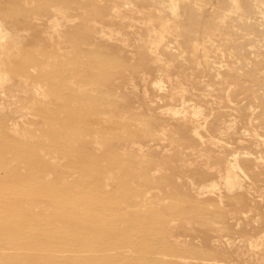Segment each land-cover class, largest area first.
Returning a JSON list of instances; mask_svg holds the SVG:
<instances>
[{
  "label": "rangeland",
  "instance_id": "374dc122",
  "mask_svg": "<svg viewBox=\"0 0 264 264\" xmlns=\"http://www.w3.org/2000/svg\"><path fill=\"white\" fill-rule=\"evenodd\" d=\"M5 1L6 2H3L4 8H0L1 18H4L5 20H12V22L20 28H23L26 25H30L33 29H35L36 32H40V34H43L42 31H45L46 33L48 32L49 37H47L50 39H48V45H51L47 46V51L36 49L37 41L35 39L40 36L39 34H37L34 36V41L32 42L31 46L27 48L28 51H26V53L21 58H17L16 56H11L9 54L10 49H16L15 45L12 43H9L8 51L7 48L1 50L2 63L0 64V74L2 78L3 76H6V79L2 83H0V130L5 122L11 121V118H13V120L17 119L18 121V125L21 129L18 130V136H21L23 134L22 127H28L27 125H30V130L28 133H26L25 136L36 142L47 140L46 138L50 134V130H53V128L47 129L50 124L46 119V114H43V112L41 111V107L43 106L42 103H38L37 105L28 108L26 112L27 115L24 114L23 116H19L17 115V113H11L9 111L10 96L7 97V95L5 94L7 93L14 96V98H12V107H16L20 103L16 100L18 96L23 97L25 95V93L22 92V88L20 87V80L18 77L17 66L19 65L16 64V61L19 59L23 60L29 66H31L30 69L31 71H33L35 76H37L42 67L46 66V63L49 62L50 64L53 63V66L55 65L54 67L51 66L50 69H55L58 67L62 68V61L67 62L63 63L66 64L67 68L68 64L70 63H68L69 60H65L69 59L68 57H70V55L71 57L78 56L84 60H96L98 55H94V53H108L126 57L130 60V62H133V64H138V62L140 63L141 59L143 60L142 65L137 66L138 74L137 72H134L133 68H126V77L123 79H118L123 83H121V81H118L119 83L116 82V84L124 85L122 87L114 89L113 92L112 90L105 88L104 95L112 99L115 98L118 101H124L126 97H123L122 92H128L129 90V92L134 91V97L132 96L134 100L131 98L132 105L130 109L125 107L124 110L126 111V116L131 117L132 115H129V113H131L135 114L134 117H137L136 120H132L130 122L131 129L135 130L139 128L138 123H140L142 129H145L143 130V133L138 132L140 136H145L143 138L141 137L144 140H142L141 138L139 140L145 150L143 151L142 148L137 146V144L129 145L128 147H126V150L124 149V151H126V155L129 156L130 159L124 161L123 164H125L124 166H127L130 171H133L136 173V175H138V178L135 179L139 183L137 184V188H142L143 194L145 193V191H147L146 194L148 196V200L143 201L141 199V201L139 202L140 205H138L137 207H127L126 211H128V213L126 214L121 212H114L112 211L111 207L114 204L113 200L110 199L109 195H107L106 193L102 194L100 190L96 189L91 172H84L82 170V174L81 171L70 169V167H64L63 165L57 163L53 165V168L51 170L42 171L40 174H34V181H39L41 184H48L47 186L50 188L61 186L72 187L70 189L71 192L73 191L71 195L65 194L64 197H54V199L63 200L62 202H65L67 205H69V208L71 210L77 211V214L82 218H92L91 214L86 210V202L88 203V198L102 196L100 203L101 206H99L100 211L103 210V212H101L103 215L101 219L111 220V222H109L111 226L122 224V226L130 227L133 223L138 224L137 228L139 229H135L134 231H132L134 237L139 240L140 238L146 239L149 243V246L151 247V250H153V248L159 249V256L161 260L160 263L157 262L155 264H204L202 263V258H200V256H197V253H205L209 250L211 245L207 242L204 233H202L203 230H201V223L205 222L214 224L215 220H221L220 222H222L220 224L218 223L219 221L216 222V226H218V228L216 227V229L225 227L228 230L221 228L218 232L214 231L215 233H219L221 236H223V239L221 237L222 240L220 239L219 241L220 245H216L215 249L210 251V255L213 252V254H216L215 256L213 255L212 257V255H206V257L211 259V261L209 260V262L211 263L207 262L206 264H264V232H262L264 231V221L262 223V220L264 219V143L262 144L260 142H255L250 137L252 133L256 132H258L261 137H264V0H241V8H236L232 0H203L201 2L198 1L199 3H196L197 5H194V0H192V2H189V4H186L188 2L185 3L184 1L176 0L175 3L176 5H178L180 16L175 17L171 13V8L169 9L170 2L168 0H151L152 2L150 0H145V3H141V1L143 0H130L129 2H127L128 0L126 2L124 0H120V2L116 0L117 4L114 5L112 3H115V1L112 3L109 2L111 6L113 5L112 7L114 9H117L116 7L120 6V11L122 13L124 11V13H127L124 15L126 17H124V19L126 21L129 20L128 24L131 23V25L128 26L127 29L130 28L129 30H131L132 32L138 30L137 26H143V31H145L146 37H149L148 26L152 25L153 23L155 25L153 24L152 26H150V28H152L153 26H158L159 24L161 25L160 19L157 20L155 17H152L155 18V20H151L150 16L160 13L163 14L162 16H164L165 18L171 16L168 18V20H170L171 23H174L173 25H175V23H179L177 25L179 26V29H177L183 31L181 32V34L178 31L176 34V30L174 31L175 33H168L165 38L166 41L165 39H163L164 45L161 46L162 48L160 47L159 49L147 51L144 48H137L133 41V43L131 41V43H127V47V44L123 43L121 39H119L118 37L117 39L112 36V34H110V32H112L115 28L112 30L111 28L113 27L101 24L103 28L106 27L104 28V30L106 29L105 35L100 33L98 35L96 34L97 37H95V39L87 45V49L85 50V52L77 49V47L72 42L73 36L71 34L67 35L66 33L61 37H58L60 36V34L51 31L47 23L48 19L46 18V16L39 13L40 0H20L19 2L24 8V11L21 12V14L19 13V11H17V15L13 17V19L4 17L5 14H8L7 5L10 4L9 0ZM51 1L53 2L56 0ZM83 1L85 2V0H80L79 4H77V2L74 0L72 2H69V20L74 18L73 20L75 21L74 22L73 20H71L74 23L69 21L71 22H68L69 25H71L72 23L78 24L80 21H82V16L86 11V7H84L82 4ZM166 1H168V3ZM247 1L251 2L248 3ZM259 1L261 3H259ZM26 2H28V6L25 7V5L27 4ZM161 2H163V5L160 4ZM71 3L75 4V6L71 5ZM227 3L228 6L226 5ZM229 4L231 6H229ZM121 5H125L127 6V8L129 7L134 10L128 8V10L126 11L127 8L124 6V10ZM149 5H155V8L150 7ZM158 6H161V8H156ZM245 6H247L246 8H248L249 10H244ZM248 6L251 8H249ZM112 7H109L108 10H111ZM186 7L188 9H185ZM217 11H219V13ZM230 12L232 14H230ZM241 12L243 13V15H241ZM35 14L36 18H34ZM199 15L202 16V19ZM217 15L218 17H216ZM130 16L133 19H130ZM194 16L197 20H204L205 25L201 23L202 21H197L195 20V18L193 19ZM221 16L224 17V22L222 24H219L217 21L219 20L218 18H221ZM127 17L129 18L127 19ZM176 17H178V20H176ZM36 19L38 22L36 21ZM188 19H192V22ZM194 20L197 21V23L193 22ZM209 24L213 26H210ZM207 25H209V27ZM227 26H229V28ZM215 27H217V29ZM190 28H192V30L195 32H199L197 36H199L200 38H198V42H200L201 48L199 50L200 52L194 55L196 58H194V56H189L191 55L189 54L191 53V42H193L194 39H197V36H194L196 35V33H193ZM210 28L211 31L209 30ZM108 29H110V32L108 31ZM185 30L191 31H187L184 33ZM112 33H115V31ZM186 33H189V36L186 35L187 37L193 38H191L190 40L185 35V38H182L183 34ZM106 36H109V38L111 37L112 39H107ZM212 36L215 38H212ZM227 37L229 39L226 40L225 38ZM204 38L206 39L205 41ZM209 38H211V41L215 39L213 43L210 42ZM230 39L234 40V43ZM59 40L61 43L59 42ZM58 42L59 45H57ZM203 42H205V48L208 47V49L206 48L207 50L205 49V51H203ZM209 42L210 45H213L212 48L209 45ZM214 42L216 44H214ZM225 42H228L229 44L226 45ZM72 44L74 45L73 47L71 46ZM49 47L54 50L49 49ZM140 52L143 53L140 54ZM204 52L207 53H205L204 55ZM67 54H69V56ZM178 54L183 55L179 57ZM153 56L156 58L160 57L161 59H164L163 61L166 62L164 64H168L166 65L168 69L170 68L168 77L159 75V70L155 69L157 65L152 62L153 60L151 59ZM42 57H44L41 61L42 63H39V61L37 60H41ZM46 57L47 59L45 60ZM50 57L53 60L51 59V61H49ZM205 59L207 60V62ZM8 61H14V63L10 65ZM36 62L39 64H36ZM81 67L85 69L87 66L85 63H82ZM149 74L151 75L150 77ZM130 77H132V79ZM152 77L155 78L154 81ZM126 78H128L129 80H126ZM144 78H146V80ZM39 79L40 78L37 76V81L34 82L36 85L42 84V82L38 81ZM133 79L135 80L134 83ZM155 81L162 82L163 86L166 89L164 95L161 92H155V90L153 89V83ZM90 83L94 84L91 81L87 82V84ZM91 84L86 86L89 88H91L90 86L94 87V85ZM170 84H178L180 85V87H183L185 89L187 88L189 89V91H191L189 92L188 90H186V96L182 97L184 99H181L182 95L179 96L170 94V92L168 91L171 89ZM49 86L50 83L49 85H47L48 89ZM241 86H244V89H242ZM145 91L147 92L145 93ZM153 91L155 94H152ZM192 92L195 95H192ZM106 93L108 94L106 95ZM112 93L114 94V97ZM159 94L162 95V97H160ZM115 96H119L121 97V99ZM187 96L189 98H187ZM141 102H144L147 106L144 103L142 104ZM186 104H192L197 108H200L203 111L202 117H207L210 125L204 128L202 124L198 127V129H200L199 131H201V139L204 140V142L197 145L193 144V147L196 146V149H194L195 151L192 149V146L190 145L191 143L183 142L181 144V149L179 150H182V152L179 153L178 149H175L178 145V142L173 143V138H183L182 126H175V117H179L181 115L179 113L176 115L173 114L172 110L182 111L184 110L183 107ZM149 105H151L152 107L150 108ZM51 107L55 112H58L60 110V106L58 105H52ZM149 109L152 111H150ZM114 112H117V114L119 113L116 109L113 110V113ZM121 113L123 112H120V114ZM171 113L172 115H169ZM205 113L208 115H206ZM116 115L113 116L114 119L119 117L118 115ZM121 115H125V113ZM91 116L92 115L87 116L88 119L95 120V117ZM171 117H173L174 119H172ZM119 119L124 120V118H122L121 116L120 118H118V120ZM153 120L158 121L157 125L153 126L152 131L148 132V129L146 131L147 126H149L148 122ZM98 122L100 125L102 123V126H108L110 123L107 120L106 123H109H104L105 119L102 120V118H100ZM122 122H126V120ZM223 123L225 124L223 125ZM166 124H169L170 128L169 125L167 126ZM230 124L233 125L235 130L233 129V127L231 130L226 129V127ZM39 125L43 127V129ZM171 125L173 126L171 127ZM219 126L223 128L219 129ZM157 129L159 130V132ZM164 129L166 130L164 131ZM160 131H163V133H161ZM152 133L157 134L156 136H154L155 138L158 136L157 142L156 139L154 140L155 142L153 141L154 138L152 136ZM173 134H175V136ZM162 135L165 137L164 139L162 138ZM171 135H173L171 137L172 139H170L169 137ZM147 137L150 139L145 140V138ZM159 137H161V140H159ZM49 139H51V136L49 137ZM210 139H212L216 143H214L213 145L211 143L206 144ZM149 144H151L150 146H152L151 149H149ZM147 147L149 148L147 149ZM201 147L203 149L205 148V150L200 149ZM188 148L191 149L188 150ZM221 148L222 152L220 151ZM40 151L48 157L55 155V152L50 150L48 147L43 146L40 148ZM203 153L226 155V157H229L228 159L231 160L236 159L237 154V157H240L238 158L240 166L237 165V160L236 168L239 175L241 176L239 177L243 184V187L237 186L235 187V189H233L229 185H227L224 178L215 177L214 182H211L212 180L203 182V184H201V186H203L202 190L201 186L196 184L197 180L194 175H198L197 172L198 170H200V168H206L205 160L203 159L204 157H202L204 156ZM189 158L191 159L189 160ZM245 159L246 162H244ZM173 164L176 165L177 170L172 171L171 169H169L170 165ZM186 164H190L191 167L190 165L187 166ZM192 164L194 167L192 166ZM216 168L218 169V166L215 164H211L209 166V170H214ZM18 169L19 168L14 167L13 165L0 166V179H3L4 175H6L7 172H15L18 171ZM114 171L118 174V169H114ZM171 172L173 173L171 174ZM180 174H182V176H180ZM184 174H187L188 177H186L187 175L184 176ZM208 177L210 178V176ZM188 178L190 181L188 180ZM191 179H193L195 183ZM185 180L188 181L184 183L183 181ZM188 183H191L190 185L192 186V188L188 186ZM85 184L89 185V187L83 190V185ZM251 185L253 188H251ZM214 188L220 191V193ZM226 188L228 189L227 191ZM245 189H247V191ZM45 190H47V187L44 188V191ZM198 190H200V194L199 192L196 193V191ZM208 190H210L211 192H209ZM18 191L19 184L15 181H10L5 186L0 185L1 224L9 218L15 216L21 217V215L23 214V211L20 210L18 205L15 203V200L20 197ZM206 191L209 192V196L206 195L208 193ZM204 193H206V196H202ZM216 194L219 196H217ZM220 194L222 195L220 196ZM232 194L235 199L230 196ZM223 197H225V199ZM30 201L36 203L39 202L38 200H35L34 197ZM50 207L51 208H49V212H51L50 214H52L56 210L52 209L54 207L53 204ZM36 209L40 211L43 210L41 209L40 203L38 206H36V208L31 210L33 212H38ZM234 211L236 214L234 213ZM237 213L239 217L237 216ZM248 217L250 218L247 219ZM31 219L33 220L32 223H35L36 218L32 217ZM246 220H251L250 222H252L254 225L250 222H247ZM235 221L239 223V225H236V228L235 225H233L236 224ZM213 224L211 226L215 228V224ZM52 225L53 226H50L49 229L46 230V233L53 234V236H58L64 233V227H66V225L62 227L55 221L52 223ZM229 226L231 227L230 229L227 228ZM0 227V244L5 249H8L12 252H14L15 250L17 251L18 249L17 252H20L22 254L28 251V249L26 248H20L19 243L23 242V240L19 241V239L17 240L13 237H10L9 235H6L2 230V226ZM75 227L76 226H74L73 228ZM88 231L90 230L88 229ZM90 232L95 239L99 238V231L95 230ZM235 232H237L236 235ZM242 232L244 234L247 233V235H244ZM251 235L255 236L253 237V241ZM249 239L251 240L250 242ZM255 240H258L257 242L259 244L256 243ZM231 241H233L234 243ZM224 242L226 243L224 244ZM81 253L85 252L82 251ZM122 253L128 256H133L130 258H136L142 255L141 251L135 250L132 245H126L125 248L122 249ZM212 259L217 261L213 262L214 260ZM122 262L119 259L118 264H123ZM143 263L154 264V262L147 263L145 261H143Z\"/></svg>",
  "mask_w": 264,
  "mask_h": 264
},
{
  "label": "bare ground",
  "instance_id": "6f19581e",
  "mask_svg": "<svg viewBox=\"0 0 264 264\" xmlns=\"http://www.w3.org/2000/svg\"><path fill=\"white\" fill-rule=\"evenodd\" d=\"M9 1H10V4L7 5L8 14H5L4 17L9 18V19H11V18L13 19V17H15L17 15L16 12L19 11V13L21 14V12L24 11V8L21 6V4L19 2L20 0H9ZM72 1L73 0H56V1L52 2L51 0H40V4H39L40 12L39 13L46 16V18L48 19L47 23H48L51 31H53L54 33L60 34V36H58V37H61L62 35L66 34V33H67V35L71 34L73 36L72 37L73 41L72 40H70V41H72L74 43V45L77 47V49H79L82 52H85V50L87 49V45L90 44L91 41L95 39V37H97L96 34L98 35L100 33V34L105 35L106 29L104 30V28H106V27L103 28L101 24L107 25V26L109 25V26L113 27V28H111L112 30L115 28L113 31L111 30L112 32L115 31V33L110 32V29H108V31L115 38L118 37L119 39H121L123 43L127 44L130 41L131 42L133 41L134 44L137 46V48L138 47L140 49L144 48L147 51L159 49L162 45H164L163 39L166 38L168 33H175L176 32V34H177V31H178L181 34V32L183 31V30L182 31L178 30L179 26H177V25L179 23L178 24L175 23V25H173L174 23H171L170 20H168V18L171 16H169L168 18H165L164 16H162L163 14L160 13L161 15L160 14H153L152 16H150L151 20L152 19L155 20V18L157 20L160 19L161 25L159 24L160 25V26L158 25L159 27L153 26L152 28H150V26H152L154 24L152 22L153 24L148 26L149 37H146L145 31H143V26H137L138 30H135L136 32L135 31L132 32L131 30H129L130 28L127 29V27L131 25V23L129 22L130 24H128L129 20L126 21L124 19V17H125L124 15L127 13H124L125 12L124 11L123 12L124 14H123L120 11V6L119 7L115 6L117 9L119 8L118 10L114 9L112 7L114 4H117L116 0H105V1H103V0H85V2L83 1L84 3L82 2V4L84 7H86V11L82 16V21H80L78 24H73L75 22L73 20L74 18L71 19L74 22L69 20V14H68V11L70 10V5H68V4H69V2H72ZM74 1H76L77 4L80 3V0H74ZM114 1H115V3H112ZM118 1L120 2V0H118ZM124 1L126 2L127 0H124ZM129 1L130 0H128L127 2H129ZM137 1H140V0H137ZM144 1L145 0L141 1V3H143ZM168 1L170 2L169 9L171 8L172 15H174V17L180 16L178 5H176V3H175L176 0H168ZM168 1H166V2L168 3ZM178 1H184L185 3L188 2L186 4H189V2H192V0H178ZM198 1L201 2L203 0H194L193 2L195 4L194 3L193 4L197 5L196 3H199ZM3 2H6V1L0 0V8L1 7L4 8ZM28 2H26L27 4L25 5V7L28 6ZM109 2L112 3L113 5L111 6ZM232 2L234 3L236 8L242 7L241 0H232ZM250 2H248V3H250ZM150 3H148V4H150ZM162 3L163 2H161L160 4H162ZM224 3H223V5H224ZM228 3L226 4L227 6H228ZM259 3H261V2L259 1ZM71 5L75 6V4H72V3H71ZM51 6H52V9H51ZM124 6L125 5H123V6L121 5V7L125 10ZM154 6H150V7L155 8ZM190 6H192V5H190ZM229 6H231V5L229 4ZM109 7L110 8L112 7V9L108 10ZM125 7L127 8V6H125ZM246 7L247 6H245L244 10H246V9L249 10ZM128 8L126 9V11L128 10ZM156 8H161V6H158ZM249 8H251V7H249ZM129 9H131V8H129ZM185 9H188V8L186 7ZM258 9H259V7H258ZM131 10H134V9H131ZM217 12L219 13V11H217ZM155 13H156V10H155ZM230 14H232V13L230 12ZM241 15H243V13ZM152 17H155V18H152ZM200 17L202 19V16H200ZM216 17H218V15ZM34 18H36V14H35ZM41 18H43V17H41ZM128 18L129 17H127V19ZM131 18L132 17L130 16V19ZM176 18H177L176 20H178V17H176ZM194 18H195V16L193 17V19ZM256 18H257V16H256ZM218 19H217L218 20L217 22L219 24H222L224 22L223 16H221V18H218ZM195 20H197V19L195 18ZM195 20L193 22L197 23V21L200 19H198L197 21H195ZM36 21H37V19H36ZM69 21H71L73 23L71 25H69L68 24ZM189 21L192 22V19ZM200 21H202L201 23L204 24V20H200ZM71 22H69V23H71ZM186 22H188V21H186ZM186 22H184V23H186ZM150 23H151V21H150ZM209 25H207V26L209 27ZM210 26H213V25H210ZM227 27L229 28V26H227ZM211 28L209 29L210 31H211ZM215 28L217 29V27H215ZM190 29L192 30V28H190ZM198 29H199V27H198ZM187 31H189V30H187ZM187 31L185 30L184 33ZM221 31H223V30H221ZM224 31H225V28H224ZM44 32L45 31H42L43 34H40V32H36L35 29H33L32 26H30V25H28V26L26 25L23 28H20V27L16 26L12 22V20H5L4 18L0 17V64L2 63V59H1V53L2 52H1V50H4L7 48V51H8L9 50L8 49L9 43L14 44L16 47V49H14V48L10 49L9 54L11 56H16L17 58H21L26 53V51H28L27 48L29 46H31L32 42L34 41V36L37 34H39L40 36L37 39H35L37 41L36 49L47 51L46 50L47 46H49L51 44L48 45L49 33L48 32L44 33ZM143 32H144V34H143ZM194 32L195 31H193V33ZM193 33H192V35H193ZM195 33H196V35H194V36L196 37L199 32H195ZM53 34H52V36H53ZM180 34H178V35H180ZM184 35L189 36V33L183 34L182 38H185ZM192 35H190V36H192ZM106 37H107V39L109 38V36H106ZM187 38L191 40V38H193V37H190V38L187 37ZM198 38H199V36H197L196 40L194 39V41L191 42L192 43L191 48H190L191 53H189L191 55L188 54L189 56H194V55H196V53L200 52L199 50L201 47H200V42H198L199 41ZM212 38H215V37L212 36ZM210 39L211 38H209V40ZM225 39L227 40L229 38L227 37ZM205 40L206 39L204 38V41ZM214 40H212V41L210 40V42L213 43ZM230 40H232V39H230ZM111 41H114V40H111ZM165 41H166V39H165ZM221 41H222V39H221ZM232 41L234 43V40H232ZM232 41H231V43H232ZM59 42H60V40H59ZM59 42L57 43V45H59ZM210 42H209V45H210ZM204 43L205 42H203V44ZM214 44H216V43L214 42ZM228 44L229 43L227 42L226 45H228ZM74 45L72 44L71 46L73 47ZM202 46H203V51H205L206 48L208 49V47L205 48V44ZM210 46L212 48L213 45H210ZM51 47H49V49L54 50V49H52L53 47L52 48ZM127 47H128V44H127ZM92 48H93V46H92ZM130 48H132V47H130ZM167 48H168V46H167ZM169 49H167V50H169ZM141 53H143V52H140V54ZM205 53H207V52H204V55H205ZM84 54H86V53H84ZM55 55H57V54H55ZM67 55L69 56V54H67ZM94 55H98L96 60H90V59L84 60L78 56L71 57V55H70L71 58L70 57H68L69 59L65 58L66 59L65 61L69 60L68 63H70V64H68L67 68H66V64H63V63H67V62H63V61L61 62L62 68L58 67L55 69L54 68L50 69V67L53 66V63H51V64H50V62L46 63V66H43L44 68L42 67V69L39 71V74L37 75L40 78L38 81L42 82V84H38V85H36L34 83L37 81L36 80L37 76H35L33 71H31V69H30L31 66H29L23 60L19 59L16 61V64L19 65V66H17L18 67L17 71H18V77L20 80V87L22 88V92H24L25 95L23 97L18 96V98H16V100L19 101L20 103L16 107H12L11 106V104L13 102L12 98H14V96L6 93L5 95H7V97L10 96L9 97L10 98V100H9V111L11 113H17V115H19V116H23L24 114H26L28 108L35 106L38 103H42L43 106L41 107V111L43 112V114H46L45 115L46 119L50 124L47 129L53 128V130H50V134L46 138L47 140H43L41 142L33 141L32 139H29L27 136H25L26 133H28L30 130L29 129L30 125H27L28 127H22L23 134L21 136H18L17 135L19 132L18 130H21V129L18 125L17 119L13 120V118H11L10 119L11 121L5 122L2 125V128L0 130V166L13 165L14 167L19 168L18 171L7 172V174L4 175V178L0 179V185L5 186L10 181L11 182L15 181L16 183L19 184L18 193L20 194V197L15 200V203L18 205L19 209L23 211V214L21 215V217L15 216V217L9 218L5 222H3L2 224L0 222V226H2V230H3V232H5L6 235H9L10 237H13L17 240L19 239V241L23 240V242L19 243L20 248L28 249L27 252H24V254H22L20 252H17L18 249H17V251L15 250L14 252H12L8 249H5L0 244V264H118L119 259L121 262L123 261L122 262L123 264H144L143 261H145L147 263L154 262V264L157 262L160 263L161 258L159 256L160 255L159 249L153 248V250H151V247L149 246V243L146 239L140 238V240H139L136 237H134L132 231H134L135 229H139V228H137L138 224L133 223L132 226H130V227L129 226H122V224L116 225V226H111L109 224V222H111V220L101 219V217H103V215L101 213V212H103V210L100 211L99 206H101L100 203H101L102 196L95 197V198H88V203L86 202V205H87L86 210L88 213L91 214L92 218H82L77 214V211L71 210L69 208V205H67L65 202H62L63 200H55L54 199V197H61V196L64 197L65 194L71 195L73 191L71 192L70 189L72 187L61 186L62 188L61 187H51L50 188L47 186L48 184L47 185L41 184L39 181L36 182L33 179V178H35V177H33L34 174H38V173L40 174L42 171L51 170L53 168V165L57 163V164L63 165L64 167H70V169L81 171L82 174H83V171L84 172H91L93 179H94L93 182L96 186V189L100 190V192H102V194L106 193L107 195H109L110 199L113 200L114 204L111 207H112V211H114V212H117V213L121 212V213L126 214V213H128V211H126L127 207H137L138 205H140L139 202L141 201V199L143 201L148 200V196L146 194L147 191H145V193L143 194V189L140 187L137 188V184H139V183L135 179L138 178V175H136L135 172L130 171V169H128V167L124 166L125 164H123L124 161H127L128 159H130L129 156L126 155L127 154L126 151H124V149L126 150V147H128L129 145L137 144V146L142 148L143 151L145 150L143 145L139 141L141 137L143 138L145 136H140L138 133V132L143 133L144 132L143 130H145V129L141 128L140 123H138L139 128H137L135 130L131 129V127H130L131 123L130 122L132 120H136L137 117H134L135 114H131V113H129V115L130 116L132 115L133 117L132 116L131 117L126 116V111L124 110L125 107L130 109V107L132 105L131 102H132V99L134 97V91L129 92L130 91L129 90L128 92H126V91L122 92L123 97H126L124 101H118L115 98L112 99V98L106 97L104 95L105 88L112 90V92H113L114 89H117V88L122 87L124 85V84H116V82L121 81V80H118L119 78L123 79L126 77V73H125V70H127L126 68H133L134 72H137V74H138L137 66L138 65L141 66L143 63V60L141 59L140 63L138 62V64H133V62H130V60L128 58L121 57L119 55H113V54H108V53H101V54H97V53L95 54L94 53ZM178 55L180 57L183 54L182 55L178 54ZM60 57H58V58H60ZM206 57H207V55H206ZM43 58L44 57H42L41 60L38 59L37 61H39V63H42L41 61L43 60ZM194 58H196V57L194 56ZM46 59H47V57L45 58V60ZM51 59L52 58L50 57L49 61H51ZM151 59L153 60L152 62H154L157 65L155 69L159 70L158 71L159 75H164L165 77L166 76L168 77L170 68L168 69L166 67V65H168V64H164V63H166L165 61H163L164 59H161L160 57L156 58L154 56ZM132 61H134V60H132ZM191 62H192V60H191ZM206 62H207V60H206ZM13 63H14V61L9 62L10 65H12ZM39 63L36 62V64H39ZM82 63L86 64L87 67L85 69L83 67H81ZM141 73H143V72H141ZM150 76L151 75L149 74V77ZM132 77H130V78L132 79ZM155 77H156V74H155ZM146 78H144V79L146 80ZM5 79H6V76H3V78H2V76L0 74V83H2ZM127 79L128 78H126V80ZM154 79L155 78H153V81H154ZM88 81H91L92 83H94V84L90 83L91 85H94V87H92V86H90L91 88L87 87L88 85H90V84H87ZM134 81L135 80L133 79V83H134ZM171 82H172V80H171ZM49 83H50V86L48 89L47 85H49ZM121 83H123V82L121 81ZM154 83H153V86H154L153 89L155 90V92L156 91L161 92L164 95L166 89L163 86L162 82L155 81ZM170 85H171V89L170 90L167 89L170 92V94L179 95V96L182 95L181 99H184L182 97L186 96L185 95V93H187L186 90L189 91V89H187V88L185 89L183 87H180V85H178V84L177 85L176 84H170ZM237 86H238V84H237ZM148 87H150V86H148ZM150 88H152V87H150ZM241 88L244 89V86L243 87L241 86ZM146 92L147 91H145V93ZM107 94L108 93H106V95ZM112 94H111V96H112ZM152 94H155L154 91ZM193 94L194 93L192 92V95ZM113 97H114V94H113ZM115 97H119V96H115ZM160 97H162V95H160ZM189 97H190V93H189ZM189 97L187 96V98H189ZM119 98L121 99V97H119ZM174 98H176V97H174ZM183 102H185V101H183ZM141 103L143 104L144 102H141ZM182 104H184V103H182ZM198 104H200V103H198ZM216 104H218V103H216ZM52 105L53 106L54 105L60 106V110L58 112H55L53 110V108L51 107ZM149 106H150V108L152 107L151 105H149ZM107 107H109V108H107ZM183 108H184V110H182V111L181 110H172L173 114L176 115L179 113L181 115L179 117H175L176 118L175 126L176 127H177V125L182 126L183 138H178V139L175 137L173 138V140H174L173 143L178 142V145L177 146L175 145L176 146L175 149L176 150L178 149L179 153L182 152V150L181 151H179V150L181 149V144L183 142L184 143H187V142L191 143L190 144L191 146L193 144L197 145V144L203 143L204 140L201 139V135H200L201 131H199L200 129H198V127L201 126L202 124H203L204 128L210 125V122H208L207 117H202L203 111L200 108H197L196 106H194L192 104L191 105L186 104ZM109 109H111V110H109ZM114 109H116L119 112L118 114H120V112H123L121 114L125 113V115H121V114L118 115L117 112L116 113L114 112L115 113L114 114L113 113ZM176 109H177V107H176ZM120 110H123V111H120ZM150 111H152V110H150ZM161 113H163V112H161ZM116 114L119 116L118 118H120V116H121L122 118H124V120H120V119L118 120V118L114 119L113 116ZM89 115L94 116L95 120H89L87 117ZM169 115H172V113ZM206 115H208V114H206ZM28 116H29V114H28ZM28 116H26V117H28ZM158 116H155V117H158ZM150 117H152V116H150ZM173 117H171V118L174 119ZM100 118H102V120L105 119L104 123H106V120L109 121L110 123L107 122V123H109V125L108 126H102V123L100 125L98 122L100 120ZM160 118H162V117H160ZM125 120H126V122H122ZM157 122L158 121H156V120L149 121L148 122L149 126H147L146 131H147V129H148V132L152 131L153 126H156ZM172 124H174V123H172ZM224 124L225 123H223V125ZM172 126L173 125H171V127ZM31 127H32V125H31ZM232 127H233V125L230 124L226 127V129L231 130ZM41 128L43 129V127H41ZM169 128H170V125H169ZM222 128L223 127L219 126V129H222ZM233 129H234V127H233ZM165 130L166 129H164V131ZM158 132H159V130H158ZM160 132L163 133V131H160ZM170 134H172V133H170ZM156 135L157 134H153L152 136L154 138L153 141L156 139V142H157L158 136L156 138L154 137ZM173 135L175 136V134H173ZM173 135L169 136L170 139H172L171 137ZM50 136H51V139H49ZM176 137H178V136H176ZM250 137L255 142H260L262 144L264 143V137L263 136L261 137L258 132L252 133ZM159 138H160L159 140H161V137H159ZM162 138L164 139L165 137L163 136ZM146 139H150V138L147 137V138H145V140ZM142 140H144V139H142ZM209 143H211L213 145L216 142L213 141L212 139H210L208 141V143H206V144H209ZM150 145L151 144H149L148 146H150ZM43 146L48 147L50 150L55 152V155H53L51 157L44 155L40 151V148ZM151 147L152 146H150V148L147 147V149L148 148L151 149ZM195 147L192 146V149L193 150L196 149ZM202 147L200 149L205 150V148L203 149ZM189 149H191V148H188V150ZM220 151L222 152V148L220 149ZM185 153H187V152H185ZM217 153H219V152H217ZM203 155L204 156H202V157H204L203 159L205 160L206 168H200V170H198V172H197L198 175L197 176L194 175V177L197 180V183H196L197 185L201 186V184H203V182H206L208 180H212L211 182H214L215 177L224 178L227 185H229L233 189H235V187H237V186L240 187L243 185L241 180H240L241 176L239 175L237 168H236L237 165L240 164L239 159H238L240 157H237V154H236V159H233V160L228 159L229 157L227 158L226 155H220V154L214 155L211 153H207V154L203 153ZM198 156H199V154H198ZM184 158H186V157H184ZM191 158H189V160ZM180 160H181V158H180ZM237 160H238V162H237ZM236 162L238 163L237 165H236ZM244 162H246V159L244 160ZM190 163H191V161H190ZM195 163H196V161H195ZM211 164L217 165L218 169L216 168L214 170H211V169L209 170V166ZM189 165H187V166H189ZM192 166H193V164H192ZM190 167H191V165H190ZM214 168H215V166H214ZM114 169H118V174L115 173ZM169 169H171L172 171L177 170L176 165H174V164L170 165ZM172 173L173 172H171V174ZM185 175H187V174H184V176ZM180 176H182V174H180ZM208 176H210V178ZM186 177H188V175ZM188 180H189V178H188ZM191 180L194 182L193 179H191ZM187 181L185 180L183 182L185 183ZM242 181H243V179H242ZM190 184L191 183H188V186H190L192 188V186ZM244 185H245V183H244ZM45 187H47V190L44 191ZM88 187H89V185H86V184L83 185V190L87 189ZM202 187L203 186H201V188ZM251 188H253L252 185H251ZM202 190H203V188H202ZM227 190L228 189L226 188V191ZM243 190H241V191H243ZM245 190L247 191V189H245ZM199 191L200 190L196 191V193H198ZM208 191L211 192L210 190H208ZM208 191H206V192H208ZM216 191H218V190H216ZM79 192H80V190H79ZM209 192L207 194L204 193L202 196H204L205 194L208 195ZM218 192L220 193V191H218ZM42 193H44V194H42ZM199 194H200V192H199ZM229 194H231V193H229ZM221 195L222 194H220V196ZM210 196H212V195H210ZM217 196H219V195H217ZM230 196L234 198L233 194ZM33 197L35 198V200H38L39 202L36 203V202L30 201L31 199H33ZM223 198L225 199V197H223ZM240 201H242V200H240ZM39 203H40L41 209H43V210L40 211V210L36 209L38 212H33L31 209L36 208V206H38ZM52 204L54 205V207L52 209H54L56 211L54 213L50 214L51 212H49V208H51L50 206ZM199 206H202V205H199ZM234 213H235V211H234ZM237 216H238V213H237ZM32 217L36 218L35 223H32V221H33L31 219ZM249 218L250 217H248L247 219H249ZM232 219H234V218H232ZM54 221L62 227L64 225H66V227H64L65 228L64 233H62L61 235H58V236L54 235L53 236V234L46 233V230H48L50 226H53L52 223ZM218 221L219 220H215V223H214L215 225L213 223H205V222L201 223V230H203L202 233H204V236H205L207 242L211 245L209 250L206 251L205 253H197L198 254L197 256H200V258H202V261H203L202 263H204V264L209 262V260L211 261V259L206 257V255H209V256L212 255V257H213V255L214 256L216 255V254H213V252L210 255V253H211L210 251L215 249L216 245L217 246L220 245L219 241H220L221 237L223 239V236H221L219 233H215V232H218L221 228L228 230L225 227H221L220 229H216V227L218 228V226H216V222H218ZM220 221L218 222L219 224L222 223ZM246 221L250 222L248 220H246ZM263 221H264V219L262 220V223H263ZM237 223L238 222H236V224H233V225H235V228H236V225H239V223L238 224ZM250 223H252V222H250ZM172 224H173V222H172ZM212 224L214 225L215 228H213V226H211ZM226 224H227V222H226ZM74 226H76V227L73 228ZM230 226L227 228L230 229L231 228ZM87 227L90 231H95V230L99 231V238L95 239L94 236L91 235V232L88 231ZM237 232H235V235ZM262 232H264V231H262ZM243 234H241V235H243ZM244 235H247V233ZM252 235H251V238L253 241V237H255V236H252ZM259 235H260V233H259ZM242 237H244V236H242ZM229 240H230V238H229ZM250 241L251 240L249 239V242ZM257 241H256V243H258ZM226 242H224V244ZM231 242H233V241H231ZM249 242H247V243H249ZM126 245H132L135 248V250L141 251L142 255L140 257H136V258H130L133 256H128V255L123 254L122 249L125 248ZM224 247H226V246H224ZM82 251H84L85 253H81ZM17 253H20V254H17ZM221 258H223V257H221ZM214 259H212V260H214ZM216 261L214 260L213 262H216ZM209 263H211V262H209Z\"/></svg>",
  "mask_w": 264,
  "mask_h": 264
}]
</instances>
